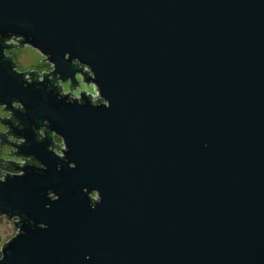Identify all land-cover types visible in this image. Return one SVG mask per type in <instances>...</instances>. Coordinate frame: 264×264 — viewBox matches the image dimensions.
I'll use <instances>...</instances> for the list:
<instances>
[{"label": "water", "instance_id": "95a60500", "mask_svg": "<svg viewBox=\"0 0 264 264\" xmlns=\"http://www.w3.org/2000/svg\"><path fill=\"white\" fill-rule=\"evenodd\" d=\"M0 105L41 164L0 264H264V0H0Z\"/></svg>", "mask_w": 264, "mask_h": 264}, {"label": "flooded vegetation", "instance_id": "af4514ba", "mask_svg": "<svg viewBox=\"0 0 264 264\" xmlns=\"http://www.w3.org/2000/svg\"><path fill=\"white\" fill-rule=\"evenodd\" d=\"M5 55L7 54L5 53ZM12 106L18 108L20 104L14 102ZM6 120L12 121L16 125L18 124V120L12 115V112L6 109L4 105H0V182L5 181L7 177L25 174L23 168L26 166H41L39 161L33 156H24L19 153L18 146L24 142V138L13 134L9 125L5 122ZM37 132V139L40 140L44 136V127H40ZM52 140L55 146L50 149L54 151V148L58 146L56 141L59 140L61 142L62 140L54 134L52 135ZM62 151L56 154L61 156ZM49 196L54 198L52 194H49ZM90 198L93 202L97 200V196L96 198L90 196ZM26 222L27 218L22 214L8 216L0 212V223H2V226H0V259L3 257L5 246L23 232L22 227Z\"/></svg>", "mask_w": 264, "mask_h": 264}, {"label": "rangeland", "instance_id": "374dc122", "mask_svg": "<svg viewBox=\"0 0 264 264\" xmlns=\"http://www.w3.org/2000/svg\"><path fill=\"white\" fill-rule=\"evenodd\" d=\"M13 50H16V67H25L26 72H33L29 66H35L39 65V75H44L47 73V69L53 67L51 64L46 60L45 56H43L38 50L32 48L30 45H23L22 47H14L8 49V52H11ZM84 71H86V68H84ZM34 73V72H33ZM81 75V74H80ZM77 79V85L72 88V93L73 94H78V93H85L86 88L93 89V95H98L94 94L97 93L93 84L87 83L84 81V78L82 77H76ZM70 82L69 81H64L62 89L70 88ZM64 144L61 141V150H63ZM93 195H96V192H93ZM0 226H2V223H0Z\"/></svg>", "mask_w": 264, "mask_h": 264}, {"label": "trees", "instance_id": "16d2710c", "mask_svg": "<svg viewBox=\"0 0 264 264\" xmlns=\"http://www.w3.org/2000/svg\"><path fill=\"white\" fill-rule=\"evenodd\" d=\"M5 43H8V44H10L11 46H14V47H22L23 46V44H21L20 43V41H19V39H17L16 37H12V38H10V39H8V40H5ZM7 57H9V58H11L12 59V57L10 56V55H6ZM13 60V59H12ZM24 73V77H25V75H29L30 74V72H23ZM44 75H46V74H44ZM43 75V76H44ZM35 76H36V79H38L39 77V75L36 73L35 74ZM30 80V79H29ZM58 81V78L56 79V81H55V83H54V86L58 89V91L61 93V91H62V88L60 87V85H58V84H56V82ZM70 86V89H72L73 87L71 86V85H69ZM68 95H69V98L70 99H73V96H72V94L71 93H68Z\"/></svg>", "mask_w": 264, "mask_h": 264}, {"label": "built area", "instance_id": "2783aa9c", "mask_svg": "<svg viewBox=\"0 0 264 264\" xmlns=\"http://www.w3.org/2000/svg\"><path fill=\"white\" fill-rule=\"evenodd\" d=\"M18 39V38H17ZM94 94H97V93H94ZM96 97H99L98 95H93V98H96Z\"/></svg>", "mask_w": 264, "mask_h": 264}]
</instances>
